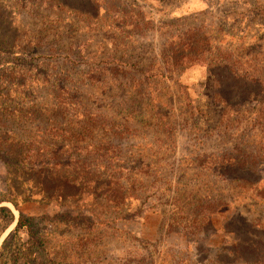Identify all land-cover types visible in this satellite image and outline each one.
Wrapping results in <instances>:
<instances>
[{
	"label": "rangeland",
	"instance_id": "rangeland-1",
	"mask_svg": "<svg viewBox=\"0 0 264 264\" xmlns=\"http://www.w3.org/2000/svg\"><path fill=\"white\" fill-rule=\"evenodd\" d=\"M13 4L40 33L45 74L58 80L39 97L72 95L81 107L71 109L94 119L86 129L56 116L40 133L28 128L47 149L45 171L19 206L46 229L48 254L73 264H264V90L214 71L237 82L222 102L202 65L168 76L152 97L133 94L122 77L129 65L152 68L163 46L192 29L264 80V0ZM64 179L75 183L73 197L52 196ZM95 180L110 183L96 197ZM2 206L15 221L0 243L18 217Z\"/></svg>",
	"mask_w": 264,
	"mask_h": 264
},
{
	"label": "trees",
	"instance_id": "trees-1",
	"mask_svg": "<svg viewBox=\"0 0 264 264\" xmlns=\"http://www.w3.org/2000/svg\"><path fill=\"white\" fill-rule=\"evenodd\" d=\"M13 1L0 0V238L15 221L11 209L2 206V203L10 202L18 211V217L15 226L0 243V264H73L48 254L50 244L45 238V228L37 229L36 217L19 206L21 202L26 203L31 199L33 188L43 185V180L39 179L44 178L45 171L42 164L38 163L42 161L47 149L38 141L40 135L30 136L28 128L35 125L40 133L44 121L50 122L56 116L62 121L67 120L70 124L74 122L86 129L91 127L94 119L86 110L71 109L81 107L72 95L55 97L51 103L53 106L49 104L51 99L39 97L42 89L55 88L58 80L47 78L44 62L40 60L41 35L19 18ZM199 32L190 29L176 35L173 42L159 51L158 60L152 68L144 65L138 69L134 64L129 65L126 68L128 73L125 70L122 77L127 76L124 82L129 89L134 90L133 94L152 97L166 84L168 76H177L195 65L206 66L212 72L217 89L215 97L222 102L228 103V96L233 95L232 86L237 82L231 83L227 77H218L213 74L214 71L224 69L229 74L239 76L240 79L237 80L240 83L246 84L249 80L258 83L260 89L264 90V80L254 73L247 74L249 65L231 60V53H222L217 47L208 48L207 41L210 37ZM212 49L215 50L214 53ZM210 52L215 56L207 62L204 57ZM219 55L224 57L218 58ZM119 68L121 67H117V70ZM256 70L260 71L259 68ZM152 71L157 72L154 78L149 75ZM158 74L160 77L156 76ZM249 97L246 94L236 99L245 102ZM60 184L61 187L56 189L57 194L52 196L65 199L73 197L71 191L75 183L64 179ZM104 185L109 186L110 183L95 180L91 196L101 195L98 190ZM40 194L43 195L41 192Z\"/></svg>",
	"mask_w": 264,
	"mask_h": 264
}]
</instances>
